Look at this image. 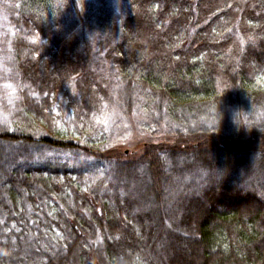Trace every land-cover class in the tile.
Wrapping results in <instances>:
<instances>
[{
  "label": "trees",
  "instance_id": "trees-1",
  "mask_svg": "<svg viewBox=\"0 0 264 264\" xmlns=\"http://www.w3.org/2000/svg\"><path fill=\"white\" fill-rule=\"evenodd\" d=\"M0 264H264V0H0Z\"/></svg>",
  "mask_w": 264,
  "mask_h": 264
},
{
  "label": "rangeland",
  "instance_id": "rangeland-1",
  "mask_svg": "<svg viewBox=\"0 0 264 264\" xmlns=\"http://www.w3.org/2000/svg\"><path fill=\"white\" fill-rule=\"evenodd\" d=\"M116 97V95H114ZM115 121L114 120H107L105 121V130L106 132H111L113 131L112 135L115 137V141L112 143V145L109 147H117V146H122L120 144H125L124 147H119L122 149V152L124 153L125 150L130 151L128 155L125 156H130L131 153H137L141 152L143 144L146 143H154V144H178L182 146L186 145H191L194 144L197 139L193 138H188V137H182L178 138L175 137L171 134H167L168 131H163V132H157V133H152L150 131L144 132L143 129H138L135 127L136 125L134 124V119L127 116H124L121 118L119 124L116 126H113ZM135 125V126H134ZM254 140L251 136H248L247 138L244 137L243 139L239 140V145H243L244 143H251V141ZM144 142V143H143ZM197 144V143H196ZM112 150V149H111ZM114 152H121V150H116Z\"/></svg>",
  "mask_w": 264,
  "mask_h": 264
}]
</instances>
